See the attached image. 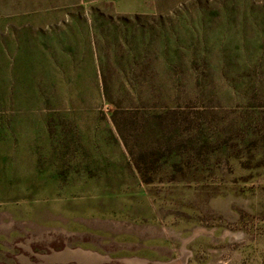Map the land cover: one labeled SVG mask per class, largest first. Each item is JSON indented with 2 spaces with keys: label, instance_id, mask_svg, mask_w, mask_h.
Returning <instances> with one entry per match:
<instances>
[{
  "label": "rangeland",
  "instance_id": "374dc122",
  "mask_svg": "<svg viewBox=\"0 0 264 264\" xmlns=\"http://www.w3.org/2000/svg\"><path fill=\"white\" fill-rule=\"evenodd\" d=\"M0 264H264V0H0Z\"/></svg>",
  "mask_w": 264,
  "mask_h": 264
},
{
  "label": "trees",
  "instance_id": "16d2710c",
  "mask_svg": "<svg viewBox=\"0 0 264 264\" xmlns=\"http://www.w3.org/2000/svg\"><path fill=\"white\" fill-rule=\"evenodd\" d=\"M102 90H103V97L109 102V103H111L112 105H114L116 108H115V110H114V112H113V115H112V120H113V123H114V125L117 127V130H119V132L121 131L120 130V123L118 122V120H117V106H116V104L112 101V98L110 97V92H109V87H108V84H107V82H106V80H102ZM152 163H154V162H152V161H148V162H144L143 164H152ZM135 165H136V167H137V169L142 173H145V171L147 170V168L146 167H142L141 165H140V162H138V161H136L135 162Z\"/></svg>",
  "mask_w": 264,
  "mask_h": 264
}]
</instances>
